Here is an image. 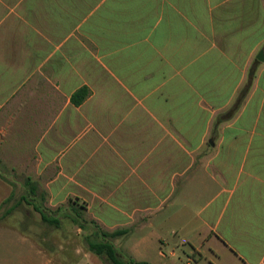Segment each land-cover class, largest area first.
<instances>
[{"label": "crops", "instance_id": "1", "mask_svg": "<svg viewBox=\"0 0 264 264\" xmlns=\"http://www.w3.org/2000/svg\"><path fill=\"white\" fill-rule=\"evenodd\" d=\"M0 149L49 207L199 257L154 264H264V0H0Z\"/></svg>", "mask_w": 264, "mask_h": 264}, {"label": "rangeland", "instance_id": "2", "mask_svg": "<svg viewBox=\"0 0 264 264\" xmlns=\"http://www.w3.org/2000/svg\"><path fill=\"white\" fill-rule=\"evenodd\" d=\"M9 158L0 149V264H111L105 254L97 255L89 249L88 240H98L96 234L102 229L92 223L84 206L75 205L79 216L68 204L51 208L47 195L44 199L40 197L43 189L39 187L34 203L59 218L60 225L55 227L43 222L33 205L22 199L28 195L24 186L27 178L24 164ZM10 208L14 209L7 214ZM72 218H76L77 223ZM79 224L84 228H79ZM169 231L170 228H162L161 235L156 237V229H146L110 242L126 259L131 257L153 264L162 258L161 253L170 256L172 251L184 260L187 256L199 258L196 253L192 254L189 246H181L178 237H170ZM159 237L165 238V246ZM210 261L215 263L207 254L193 264H212Z\"/></svg>", "mask_w": 264, "mask_h": 264}, {"label": "trees", "instance_id": "3", "mask_svg": "<svg viewBox=\"0 0 264 264\" xmlns=\"http://www.w3.org/2000/svg\"><path fill=\"white\" fill-rule=\"evenodd\" d=\"M249 87H250V82H248L247 85L243 88V90L241 91L239 97L237 98L236 102L233 104L231 109L226 114L221 116L219 118V121L230 119L235 115V113L240 108V106L244 100V97L246 96V94L249 90ZM89 93H90V91L88 90V88L82 87L72 96V99H71L72 103L76 106L80 105L88 97ZM24 186L28 190V195L23 196L22 199L27 201L29 204L33 205L35 211L41 215V219L43 222L50 224V225H54L55 227H59V225H60V219L59 218L50 215L46 209H44L42 206H39V205L34 203L36 197L39 196L38 195L39 185L36 182H33L30 178H26L24 181ZM45 195H47V194L43 191L40 194V197L42 199H44ZM69 204H70L69 207H71L74 211H76L77 215L79 216L80 215L79 209L76 208V206H74L72 204V202H70V201H69ZM13 209L14 208H10L7 211V214L11 213V211ZM72 220L74 223H77V221H78L76 218H72ZM92 223H96V222L93 221ZM78 226L81 229L84 228V225L79 224ZM126 233H127L126 231H116L114 233H108V232H105L103 230H99V232H97V234H96L99 237L98 240H93V239L88 240L89 249H90V251L96 253L97 255L105 254L107 259L109 260V262L111 264H152V263H149L147 261H137L131 257H128L126 259V257H124V255H122L116 249L115 245L110 242V240L115 239V238L120 237V236H123Z\"/></svg>", "mask_w": 264, "mask_h": 264}]
</instances>
